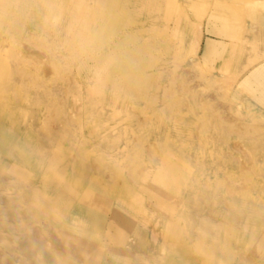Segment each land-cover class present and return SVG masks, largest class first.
<instances>
[{
    "label": "bare ground",
    "instance_id": "1",
    "mask_svg": "<svg viewBox=\"0 0 264 264\" xmlns=\"http://www.w3.org/2000/svg\"><path fill=\"white\" fill-rule=\"evenodd\" d=\"M93 1V4H89L87 0H0V34H25L35 40L60 38L65 43L82 37L90 39L91 34H98V31L109 23V19L97 12L103 0ZM129 1L137 12L136 23L147 18L145 11L155 15L167 4L166 0ZM253 4L248 5V11L245 10L247 5L243 6L248 19L254 23L258 21L257 12H264V0L261 4ZM139 5L140 8L136 11L135 7ZM168 6L169 9L175 7L169 3ZM226 6L232 8L229 4ZM218 16V12L213 13V17ZM223 21V29L227 34H238L240 30L232 25V20L223 18ZM133 24L130 23L129 28L124 27L121 32L126 34L127 30L136 29ZM117 32L116 28L110 35L100 34V46L114 49H101L99 54H91V58L96 60L93 67L95 71L101 70L111 74L117 65L119 53L121 54L117 50L118 44L112 45L104 40L115 38ZM2 42L0 41V46L4 47H0V50L5 49L8 51L5 52L9 53L8 46ZM211 42L207 41L205 48L210 46ZM77 46L73 45L70 51L75 53ZM239 46L230 44V51H226L227 55L224 53V69L230 65ZM206 50L205 58L209 55L208 48ZM39 56L32 58L41 63L43 60ZM15 63L18 65L17 57H0V200L5 199L4 192L11 190L9 184L12 182L19 191L12 205L15 207H3L0 202V243L3 241L2 227L10 224L7 219L20 216V209L24 207L25 212L32 217L30 219H35L34 224L42 223L44 219L46 221L44 231L33 229L26 223H14L12 226L14 230H21L27 240L25 250L17 249L15 253H26L28 258H33V262H26L29 264H264V186L256 187L253 192L258 196V201L245 199L239 202L236 199L247 184H227L228 198L225 202H220V192L217 193L216 189L212 191L211 182L200 186L197 179L191 182L178 179L175 172L180 162L172 151H166L161 156V170L152 172V169H145L142 179L137 181L134 187L131 188L127 180L122 184L116 181L121 159L114 154L117 138L110 137L107 133L120 125L116 119L117 100L120 95L126 94L119 90L120 87L128 88L131 92L127 97L130 101H134V98H144V92L149 89L141 82L143 77L148 75L133 72L141 63H126L130 74L122 80L110 77L111 83L104 88L96 91L94 88L81 86L78 92L73 94L77 105H74L75 112H71V115L77 119L82 112L90 110L99 120L96 122L97 127L103 130L98 143L93 144L96 150L94 149L93 158L90 155L91 164L87 163V149L82 146L77 150L76 146L83 144L84 140H87L86 137L69 132L71 137L64 140L56 135L60 134V131L56 132L50 127L48 119H51L54 110L58 109L53 104L52 107L46 108V112L50 111V114L44 116L43 124L39 126L35 122L37 115H34V112L31 114V108L26 102H30L36 90L31 92L30 89L28 92L22 88L25 76L22 70L10 73L7 71V68ZM52 66L59 68L60 65H55L53 61ZM229 68H232L231 65ZM46 70V73L50 72V68ZM59 78L61 82L73 81L68 77ZM6 85L11 86L9 92L5 89ZM237 85L256 92L255 99L264 106V61L238 79ZM256 86L261 89L258 90ZM64 91L68 93L67 85ZM107 91L110 93L108 99L111 100L109 116L105 111ZM84 95L91 98L88 106H83L79 98ZM147 108L150 109L149 106ZM71 119L69 116L63 120L62 133L69 131L71 126H79V119L73 123ZM80 123L84 124L83 121ZM178 125L183 129L184 121H178ZM258 133L259 131L255 135ZM183 135L184 132L180 131V136ZM123 136L126 139L124 148L127 151L132 145L131 139L127 134ZM221 138L222 136H218L214 140ZM244 139L249 143L259 141L247 135H244ZM236 147L238 149V146ZM72 151L76 153L74 159L68 154ZM11 159L16 160L12 166L9 164ZM123 160L126 159L123 157ZM223 160L226 163L229 158L225 156ZM250 164L254 165V161L248 157L242 166L246 168ZM107 171L112 174L111 182L105 181V174L110 176ZM262 173L264 174V170L258 168L256 176L261 177ZM8 174H12L15 180L11 182L5 178ZM247 182L256 185L260 183L254 177ZM173 183H177V186ZM183 194L187 196L188 203L182 200ZM145 197L148 202L143 201ZM207 200L211 202L207 208L209 217H201L199 227L188 228L186 219L189 206H194L195 213L199 214ZM154 217L157 222L150 225L149 221ZM130 236H134L132 241ZM4 254L14 259L12 252L6 251L2 257ZM0 264L11 263L0 258Z\"/></svg>",
    "mask_w": 264,
    "mask_h": 264
},
{
    "label": "rangeland",
    "instance_id": "2",
    "mask_svg": "<svg viewBox=\"0 0 264 264\" xmlns=\"http://www.w3.org/2000/svg\"><path fill=\"white\" fill-rule=\"evenodd\" d=\"M262 1L166 0V7H161L158 14L152 15L149 11H145L147 18L136 23L138 21L135 15L137 12L133 10V5L129 0L118 2L103 0L97 12L109 19V23L103 26L98 34H91L90 39L82 37L65 43L60 38L35 40L25 34H0V41H3L2 43L9 48V53L1 49L0 57H17L18 65L17 63L11 64L7 71L10 73V71L22 70L25 74L22 88L28 92L30 89L31 92L36 90L30 102L27 100L26 103L31 108V114L34 112V115H37L35 122L39 126L43 124L44 116L50 114V111L46 112L48 110L46 108L52 107L53 104L58 109L54 110L52 118L48 120L54 131L61 132L56 135L65 140L71 137L72 134H69L71 132L79 133V136L87 138L83 144L79 143L76 146L77 150L82 146L85 150L87 149L85 152L89 156L88 164L92 163L90 158L95 154L93 144L98 143L103 130L97 127L96 122L99 120L90 110L82 112L77 119L71 115V112H75L74 105H77L73 94L77 93L81 86L87 89L94 88L96 91L104 88L111 83L110 77L122 80L130 74L125 64L138 61L141 66L134 68L133 72L148 75V77H143L141 82L149 89L144 92V98H134V101H130L127 97L131 92L128 88L120 87V91L126 92L117 100L116 119L120 125L114 131L107 133L110 137L117 138V149L114 154L121 159L118 167L119 176L116 181L122 184L127 180L131 188L134 187L136 182L142 179L145 169H152V172L161 170V156L166 151H172L175 152V157L180 162L175 172L180 181L191 182L197 179L200 186L205 182H211L212 191L216 189L217 193L220 192V195L218 194L220 202H225L228 198L227 184L245 182L247 186L236 201L242 202L245 199L258 201V196L253 192L256 187L264 186V174L262 173L261 177L256 176L258 168L264 170V106L255 99L254 93L256 92L237 85V81L255 65L264 61V12H257L258 21L253 23L244 11V6L247 5L245 10L248 11V5L255 4V2L261 4ZM87 2L94 3L93 0H87ZM168 3L175 7L169 9ZM226 4L232 6L233 10ZM138 8L140 5L135 7V10L137 11ZM239 10L244 14L241 11L238 12ZM216 12L219 18L213 17V13ZM223 18L232 20L233 24H231L240 30L238 34H227L228 32L224 31ZM130 23H134L133 26L136 29L132 28L133 30H127L126 34H123L121 31L124 27L129 28ZM116 28L118 32L115 38L104 40L112 45L118 44L117 50L121 54L119 53L117 65L111 74L106 71L101 72V70L95 71L93 67H95L96 60L91 58V54L114 49L100 46L102 43L100 34L110 35V32ZM211 39L216 41H212L206 48H208V54L212 52L213 55L210 54L205 58L204 51H207L206 48L204 49L205 42ZM252 42L255 44L251 45ZM51 43L53 45H50ZM233 43L240 45L239 50L232 57L230 63L232 68H229V65L224 69L225 64L222 57L224 53L227 55L230 51V44L233 45ZM75 44L78 45L77 51L72 53L70 48L72 49ZM246 51L248 52L245 53ZM54 53L56 58H54ZM35 54L37 56L42 54L39 57H42L43 63L32 58L36 56ZM53 61L55 65H60L59 68L52 66ZM44 68L45 70L50 68V72L46 73L48 70L45 71ZM59 76L63 79L71 78L73 81L61 82ZM17 83L20 82L17 81ZM66 85L68 93L64 91ZM256 87L258 90L261 89H259L260 86ZM5 89L9 92L11 86L6 85ZM17 90L18 87L15 88V93ZM109 94L107 91V99H105L107 116L111 111ZM79 98L83 106H88L91 100L87 95ZM52 99L53 102H51ZM69 116L72 117L71 123L79 119L77 121L79 126L75 128L71 126V131L66 130L62 133V122ZM181 120L184 121L183 129L178 125V121ZM82 121L84 124L80 123ZM180 131L184 132L183 137L180 136ZM258 131L259 133L255 135ZM125 134L132 143V147L130 146L127 151L124 148L126 139L123 135ZM244 135L259 141L249 143L244 139ZM218 136H222L220 141L214 140ZM68 154L71 159H74L76 155L75 151ZM218 155L219 158L216 159ZM225 156L229 158L226 163L223 160ZM123 157L126 160H123ZM248 157L254 161L255 166L250 164L244 168L242 165L246 163ZM15 163V159L9 162L11 166ZM107 173L110 176L105 174V181L111 182L112 174L109 171ZM253 177L260 182L258 185L247 182ZM5 178L11 182L15 180L12 174H8ZM173 185L177 186V183ZM9 186L11 190H4L5 199L0 200L3 207H15L12 205L19 191L14 182ZM186 197L183 194L181 198L188 203ZM146 198L143 201L148 202ZM210 203L208 200L205 201L199 214L195 213L194 206H189L192 208L187 210L188 228L199 227L200 218L209 217L207 208ZM20 211H22L20 216L7 219L10 224L1 229L3 241L0 243L2 252L0 258L11 264H29L26 263L29 260L33 262V258H28L26 253H15L17 249L25 250L27 240L21 230H14L13 224L26 223L33 229L43 231L46 228L45 219L42 223L34 224L35 219H30L32 217L27 211L25 212L24 207ZM149 222L153 225L157 221L154 217ZM129 239L132 241L134 236H130ZM6 251L12 252L14 259L5 254L2 257Z\"/></svg>",
    "mask_w": 264,
    "mask_h": 264
},
{
    "label": "crops",
    "instance_id": "3",
    "mask_svg": "<svg viewBox=\"0 0 264 264\" xmlns=\"http://www.w3.org/2000/svg\"><path fill=\"white\" fill-rule=\"evenodd\" d=\"M209 41H213V42H214V41H216V40L211 39V40H209ZM206 42H207V41H206ZM206 42H205V46H206ZM217 45H218V44H217ZM217 45H216V47H217ZM205 46H204V49H205ZM209 50H210V49H209ZM211 53H212V52H211ZM211 53H210V54H211ZM204 54H205V51H204ZM210 54H209V55H210ZM209 55H208V56H209ZM212 55H213V54H211V56H212Z\"/></svg>",
    "mask_w": 264,
    "mask_h": 264
}]
</instances>
